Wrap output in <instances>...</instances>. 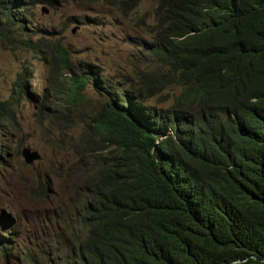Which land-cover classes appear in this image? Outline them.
I'll return each instance as SVG.
<instances>
[{"label":"trees","instance_id":"obj_1","mask_svg":"<svg viewBox=\"0 0 264 264\" xmlns=\"http://www.w3.org/2000/svg\"><path fill=\"white\" fill-rule=\"evenodd\" d=\"M105 1L130 16L148 0ZM151 1L150 39H131L147 54L133 87L55 48L68 103L91 81L104 96L93 126L109 150L84 181L72 240L47 264H264V0ZM24 10L0 0V34L38 51ZM169 87L171 107L146 104ZM12 104L0 99V122Z\"/></svg>","mask_w":264,"mask_h":264},{"label":"rangeland","instance_id":"obj_2","mask_svg":"<svg viewBox=\"0 0 264 264\" xmlns=\"http://www.w3.org/2000/svg\"><path fill=\"white\" fill-rule=\"evenodd\" d=\"M153 7L148 0L125 16L92 0L58 3L47 11L36 5L30 14L34 31L28 33L34 43L44 38L40 51L21 47L13 34H0V99L13 102L12 117L0 122V226L23 213L26 229L11 242L9 259L0 251V264H26L28 248L39 264L48 250L65 251L77 229L74 211L84 181L94 174L98 153L109 150L93 126L99 107L93 81L81 106L50 95L53 45H65L75 65L92 64L106 82L123 83L134 77L141 53L131 39H150ZM24 147L38 150L40 160L27 164Z\"/></svg>","mask_w":264,"mask_h":264},{"label":"clouds","instance_id":"obj_3","mask_svg":"<svg viewBox=\"0 0 264 264\" xmlns=\"http://www.w3.org/2000/svg\"><path fill=\"white\" fill-rule=\"evenodd\" d=\"M76 1H84V0H25V10H24V12L26 14V20L30 21L31 24H32V21L30 20L31 19L30 14L32 13L33 8L36 5H41V10L42 11H47L51 7H54L55 5H57L58 3H68V2H76ZM92 1L102 2V3L107 4V2L105 0H92ZM45 44L46 43H45L44 38H37L36 39L35 45H37L39 47H43ZM58 44L63 45L60 42H56L53 45V48H52V58L50 60V65H51V67H50V84H49V87H48L49 92H52V89H54V83H55V75L53 73V66H54V59H55L54 53H56L55 52V48H56V46ZM39 47H38V51H40L42 49V48H39ZM146 55L147 54L141 48L140 57L136 60V64L137 63H139V64L142 63V61L144 60ZM135 77H136V72H135V75H134L133 78H130V79L127 78L123 83L113 84L111 81H109V82H111V84L113 86L118 87V88H129V87H133V85L136 84L137 81L129 84V82L135 80ZM22 86L24 88H27L26 83H24ZM62 89H63V87H58L56 90L54 89L57 92V94H50V95H52L53 97H56V98H60L61 96H65L66 97L65 101H67L68 98H67V96L65 94H63ZM85 90H83V93H84ZM95 92L98 94V99H99V107L97 108V110H98L103 105L104 96L101 95L98 90H96ZM177 93H178V89L177 88L169 87V88L165 89L164 91H162L161 93L157 94L155 97L149 99L146 102V104L147 105H151V106H157L158 108H169V107H171L174 104L173 96L176 95ZM84 95H85V93H84ZM168 95H170V98L167 101H161V100L165 99ZM46 96H45V98H46ZM153 99H157L159 101L153 103L152 102ZM46 100H50V99H43L41 102H45ZM82 102H81V104H82ZM166 102H169V104L167 106L161 105L162 103H166ZM81 104L73 105V106H81ZM97 110H96V112H97ZM93 118H94V121H95V114H94ZM21 154H22V151H21ZM23 216H24V214L22 213L17 219L8 217V218L4 219L2 221V223H1V226H0V251L3 252V255L7 259H9V257L13 254L11 246H10L11 242L18 236V234L20 232L26 231L25 227L20 224V219H22ZM33 223H34V221H32V225H33ZM45 251H46V249H42L40 252H45ZM59 251L62 252L61 249L60 250L59 249L48 250L45 253V255H44V264H47V260L50 257L55 256ZM28 254H30L31 258H28ZM26 257H27V259H26L27 263L26 264H28L30 262L39 264L38 260L36 258L32 257L29 248H28V253H27Z\"/></svg>","mask_w":264,"mask_h":264},{"label":"water","instance_id":"obj_4","mask_svg":"<svg viewBox=\"0 0 264 264\" xmlns=\"http://www.w3.org/2000/svg\"><path fill=\"white\" fill-rule=\"evenodd\" d=\"M22 156L28 164H32L41 158L39 151L32 150L30 147H24L22 149Z\"/></svg>","mask_w":264,"mask_h":264},{"label":"bare ground","instance_id":"obj_5","mask_svg":"<svg viewBox=\"0 0 264 264\" xmlns=\"http://www.w3.org/2000/svg\"><path fill=\"white\" fill-rule=\"evenodd\" d=\"M25 24V23H24ZM30 25V24H29ZM21 32V31H20ZM20 37V36H19ZM55 68V67H54ZM101 82V81H100ZM107 85V84H106ZM107 86H109V85H107ZM114 90V89H113Z\"/></svg>","mask_w":264,"mask_h":264}]
</instances>
